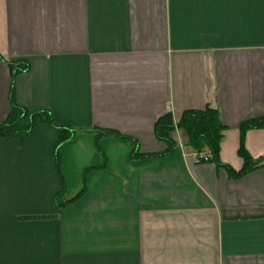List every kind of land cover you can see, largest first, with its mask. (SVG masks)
I'll return each mask as SVG.
<instances>
[{"label": "crops", "instance_id": "0c3cea01", "mask_svg": "<svg viewBox=\"0 0 264 264\" xmlns=\"http://www.w3.org/2000/svg\"><path fill=\"white\" fill-rule=\"evenodd\" d=\"M19 61L17 103L81 131L60 170L53 126L0 141V264H264V166L197 163L182 130L132 161L133 141L90 131L160 154V116L211 107L240 171V126L264 117V0H0V121ZM245 147L262 158L264 128Z\"/></svg>", "mask_w": 264, "mask_h": 264}, {"label": "trees", "instance_id": "16d2710c", "mask_svg": "<svg viewBox=\"0 0 264 264\" xmlns=\"http://www.w3.org/2000/svg\"><path fill=\"white\" fill-rule=\"evenodd\" d=\"M9 66L12 69L13 81L10 90L11 111L8 117L0 121V141H9L15 136L23 138L31 134L36 127L45 124L56 128L59 134V144L55 149V159L58 170L62 157L60 154V146L72 140L81 130L56 124L53 114L50 110H30L17 103L15 99L14 78L19 73L27 72L29 66L26 62H11ZM225 125L222 123L218 110L207 107L203 110L185 111L178 122H175L170 112L160 116L154 125V132L158 140L166 144V150L160 154H142L139 150L137 141L125 134L111 129H93L97 137L104 134H112L123 140H131L135 147L130 156L132 161L145 158L163 157L172 154L178 148V142L172 134L176 130H182L188 139V146L195 152V158L198 163H214L216 166L224 168L233 178L241 177L257 168L264 166V156L254 159L245 147V134L251 129L264 128V117L252 118L244 121L240 126L241 140L238 153L243 159L244 164L240 171L234 170L231 166L222 163L220 159L221 141ZM205 156L207 159L205 160ZM204 157V158H203ZM87 173L84 180H86ZM65 189V187H64ZM64 191V190H63ZM86 191V183L84 181L83 191L74 199L77 201ZM60 195V194H59ZM59 197V196H58Z\"/></svg>", "mask_w": 264, "mask_h": 264}, {"label": "built area", "instance_id": "2783aa9c", "mask_svg": "<svg viewBox=\"0 0 264 264\" xmlns=\"http://www.w3.org/2000/svg\"><path fill=\"white\" fill-rule=\"evenodd\" d=\"M204 158V157H203ZM207 159V156H205V160ZM195 161L198 163V159L195 158Z\"/></svg>", "mask_w": 264, "mask_h": 264}]
</instances>
